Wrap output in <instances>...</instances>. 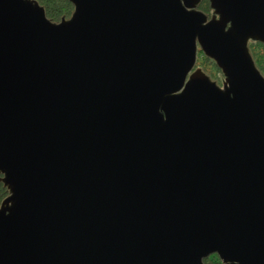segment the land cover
<instances>
[{
    "label": "water",
    "instance_id": "1",
    "mask_svg": "<svg viewBox=\"0 0 264 264\" xmlns=\"http://www.w3.org/2000/svg\"><path fill=\"white\" fill-rule=\"evenodd\" d=\"M69 1L0 0V264H264V0Z\"/></svg>",
    "mask_w": 264,
    "mask_h": 264
},
{
    "label": "trees",
    "instance_id": "2",
    "mask_svg": "<svg viewBox=\"0 0 264 264\" xmlns=\"http://www.w3.org/2000/svg\"><path fill=\"white\" fill-rule=\"evenodd\" d=\"M37 1L40 3V5H42L45 8L47 17L54 22L61 21L63 17L69 18L74 11V6L69 0H37ZM200 8L208 12L210 10L208 1H205V3H203L200 6ZM254 46L257 50L252 47L253 56L255 58L257 66L264 73V67L260 66V61L264 59V56L260 54L259 51L261 49L263 50L264 46L258 43H256V45ZM199 54L201 56H204V59L209 60L211 62V60L207 58L201 50L199 51ZM218 82L219 83L221 82L220 78L218 79ZM5 196H7V191L3 187V184L0 182V203ZM205 264H222V262L217 254H213L209 258L205 259Z\"/></svg>",
    "mask_w": 264,
    "mask_h": 264
},
{
    "label": "rangeland",
    "instance_id": "3",
    "mask_svg": "<svg viewBox=\"0 0 264 264\" xmlns=\"http://www.w3.org/2000/svg\"><path fill=\"white\" fill-rule=\"evenodd\" d=\"M254 45H256V43L253 44V48H255ZM259 51H260V54H262L264 56V49L263 50L261 49ZM256 53H258V52H256ZM196 66L203 68L214 80L218 81L219 78L221 80V77L223 75L222 71L216 66L215 63L204 59V56H201L200 54H199V59H198ZM260 66L264 67V59L262 61H260Z\"/></svg>",
    "mask_w": 264,
    "mask_h": 264
},
{
    "label": "flooded vegetation",
    "instance_id": "4",
    "mask_svg": "<svg viewBox=\"0 0 264 264\" xmlns=\"http://www.w3.org/2000/svg\"><path fill=\"white\" fill-rule=\"evenodd\" d=\"M205 1H208V4H209V8H210V10H209L208 12H206V11H204L203 9L200 8V6H201L203 3H205ZM198 9L204 11V12L209 16V18H211V17L214 15L213 9H212L211 6H210V0H202V2L200 3ZM253 44H254V43H252V45H251V49H252V47H253ZM258 44H261V43L258 42ZM262 45H263V44H262ZM211 62H214V61L211 60ZM214 63H215V62H214Z\"/></svg>",
    "mask_w": 264,
    "mask_h": 264
}]
</instances>
